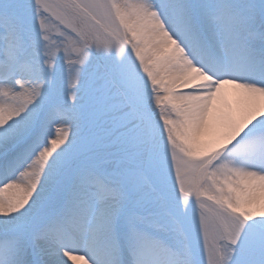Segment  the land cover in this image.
Wrapping results in <instances>:
<instances>
[{"label": "snow or ice", "instance_id": "1", "mask_svg": "<svg viewBox=\"0 0 264 264\" xmlns=\"http://www.w3.org/2000/svg\"><path fill=\"white\" fill-rule=\"evenodd\" d=\"M0 264H264V0H0Z\"/></svg>", "mask_w": 264, "mask_h": 264}]
</instances>
